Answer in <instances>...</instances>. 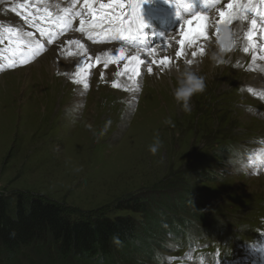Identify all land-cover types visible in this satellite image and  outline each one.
I'll list each match as a JSON object with an SVG mask.
<instances>
[{
  "label": "rangeland",
  "instance_id": "374dc122",
  "mask_svg": "<svg viewBox=\"0 0 264 264\" xmlns=\"http://www.w3.org/2000/svg\"><path fill=\"white\" fill-rule=\"evenodd\" d=\"M13 1L0 0V49L21 52L29 42L24 29H39L33 23L24 25L23 18L30 19L29 8L19 10L15 6L19 1ZM120 5L123 13L124 6ZM126 20L139 23L129 7ZM169 44L168 41L166 45ZM211 46L209 43L201 46L202 52L197 47L191 63L174 55L171 61L197 77L210 68L215 74L227 71L237 76L204 83V90L188 99L187 110L175 98L173 85L177 89L181 87L179 76L167 78L168 93L155 95L149 91L152 83L146 82L151 77L147 71L149 67L155 69L157 63H144L138 71L135 69L138 82L134 91L123 84L128 70L124 76H99L96 73L99 68L116 65L110 59L117 56L115 52L109 57L112 62L102 59L86 76V83H77L76 88L69 80L73 71L56 69L52 76L56 80L65 79L67 88L59 84L54 93L44 90L41 98L38 89L24 92L26 87L34 89L33 83L18 84L16 79L23 81L30 75H33L30 79L36 78L31 67L53 48L24 69L0 75V201H9L14 208L19 195L27 200L40 197L78 214L91 216L102 211L106 218L131 216L141 224L142 214L112 208L130 195L149 197V212L157 219L155 239L148 247L139 246L136 249L139 255L126 256L129 261L113 253L111 264H237L249 253L245 247L247 240L238 235L241 226L242 230L254 228L264 235V220H261L264 177L240 181L229 174V166L225 167L221 156L213 153V140L218 138L221 142L219 150L234 144L235 150L240 151L249 140L264 136V92H255L249 84L252 76L234 61L219 56ZM177 48L171 45L169 52ZM49 79L45 74L44 80L49 83ZM167 96L175 102L172 113L179 117L168 123L164 117L169 111L162 110V99ZM127 104L135 108L127 109ZM151 119L156 123L152 129L147 125ZM158 192L174 201L171 209L160 204L156 209ZM184 197L187 205L194 200H206L210 204L201 209V214L193 213L179 206L176 199ZM253 210L256 215H251ZM221 214H229L233 223L226 224L223 220L224 225L217 226L215 219ZM195 227L199 230L192 233ZM250 238L255 246L257 238ZM11 260L12 264H51L44 253L35 254L32 248L24 249ZM4 262L0 260V264ZM249 262V259L245 261ZM102 263L107 264L106 259Z\"/></svg>",
  "mask_w": 264,
  "mask_h": 264
},
{
  "label": "trees",
  "instance_id": "16d2710c",
  "mask_svg": "<svg viewBox=\"0 0 264 264\" xmlns=\"http://www.w3.org/2000/svg\"><path fill=\"white\" fill-rule=\"evenodd\" d=\"M159 194L156 209L157 204L171 209L174 201L163 197V192ZM187 198L175 199L183 210L193 213L201 214V209L210 204L194 200L187 205ZM27 199L17 196L14 208L9 201H0V260H5L4 264H12L11 259L26 248L44 253L51 264H103V259L111 264L113 253L126 262V256L139 255L136 249L148 247L155 239L157 219L149 212V197L130 195L112 208L142 214L141 224L131 216L109 219L102 211L90 216L71 208L65 210L40 197Z\"/></svg>",
  "mask_w": 264,
  "mask_h": 264
},
{
  "label": "bare ground",
  "instance_id": "6f19581e",
  "mask_svg": "<svg viewBox=\"0 0 264 264\" xmlns=\"http://www.w3.org/2000/svg\"><path fill=\"white\" fill-rule=\"evenodd\" d=\"M7 1V0H6ZM162 3H165V0H160ZM14 2V1H13ZM11 5V4H10ZM1 7V6H0ZM170 11L169 10H165L162 11V14L159 16V19H162L165 15H167ZM3 13V12H2ZM1 13V15H2ZM2 18V17H1ZM186 23H190L193 26H198L197 21L194 19V17L191 18H187L184 20V23H182L180 25L179 28H176L172 33H174L175 35H178L180 38L181 37V32L183 31V27L186 28ZM231 27H227V28H220L219 25H216L214 27V31L216 32L217 36L216 39L219 40L221 35H224L225 38H227V30H230ZM23 30V29H22ZM73 31L75 33H77L75 31V29H73ZM21 32V31H20ZM172 33L167 35L166 32L162 29L158 35L157 38L153 39L152 42L146 46V50L144 51L143 48L141 50H133L132 52H129L127 49L123 48V46L119 45V46H115L116 48H107L109 49V51L118 53L122 52L123 53V59H120L122 63L120 64H116L113 65L111 67H108L107 69H102L99 68L98 71L96 72L99 76L101 77H115V76H124V74L126 73V71L128 70V75L127 77L129 78H134L135 75L132 73V71H135V68L133 69L132 67V63L135 62V60H132L131 58L133 56H136L139 58V60L141 59H146L147 57H150V60L152 61H156L157 59V67L154 69H152V72L147 71L151 77L147 78L146 82H148L149 84L152 83L150 87H148L149 91L155 95L161 93V92H165L168 93V87H167V78L173 76H179V84L180 86L183 85V83L185 82L186 78L191 74V73H185L184 72V68L178 66L176 63L171 61V56L174 55L177 58L183 57L184 59L187 58L189 59L188 54L192 53V50L197 49V47L204 46L207 45V43L209 41H213L215 42V44L218 46L217 42L215 40H212L210 36H206V38L204 40L201 41H195L193 43H189L185 46V48L183 49H179L178 52H181L182 55L177 56L175 54V52L170 53L169 52V45H166V43L168 41H170V37H172ZM183 33L185 34V32L183 31ZM78 34V33H77ZM79 35V34H78ZM78 35H68V37L64 38L63 40H61L59 42V44H57L56 48L51 49L48 53H46L43 57H41L40 59H38V61H36L33 65V70L36 72V78H32L30 75L28 76V79L25 78L23 81L20 79H16L17 81L19 80L18 84L20 82H22L23 84H31L34 86V89H30V88H25L24 92H32V91H38L41 92V95L38 96V98H41L43 96V91L46 89L51 90L52 93H54V91H56V88L59 84L63 85L64 88H67V84L64 83L65 79L61 81L60 80H56L54 79V77L52 76V74L54 72H56V69H58V72H65L66 71H76L77 68L79 69V71H88L90 70V65L92 62H95L99 59H105L108 60L110 62V59L108 55H106V52L104 51V55L101 54V51H103V48H96V47H92L90 46L87 42H83V39L78 36ZM140 36H143V40H148V38L146 37V33L142 32L140 34ZM160 37V38H159ZM180 40V39H179ZM179 40H177L179 42ZM67 41H75L74 43H67ZM164 41V47L161 48L160 43H163ZM63 44V48H61L60 46ZM155 45V46H153ZM173 45V44H172ZM153 46V47H151ZM181 46V45H180ZM83 47V50H81V48ZM149 47V48H148ZM151 47V48H150ZM212 47V46H211ZM176 48V47H175ZM198 48V49H200ZM103 49V50H102ZM176 51V50H174ZM213 51V50H212ZM211 51V52H212ZM72 52H76L77 53V57H73L72 55H69V53L72 54ZM196 52V51H195ZM194 55V53H193ZM196 55V54H195ZM214 55V54H213ZM173 56V57H174ZM210 57V56H209ZM176 58V59H177ZM163 59H167L168 60V64L167 65H160L158 62L160 60ZM173 59V58H172ZM175 61V60H174ZM194 61V59H193ZM207 61V60H206ZM208 62H212V60H209ZM191 63V62H190ZM87 64V65H86ZM125 64L128 65V69H125ZM86 65V66H85ZM206 63H203V66H205ZM233 65V64H232ZM168 66L171 68L172 71H170V69L168 68ZM207 66V65H206ZM215 66V65H214ZM102 67V66H100ZM197 67V66H196ZM98 68V67H97ZM208 68V67H207ZM237 68V67H236ZM211 69V68H210ZM208 69L207 72L202 76H198L199 78H201L203 80L204 83H215L217 82H222L224 80H230L231 77H236L237 73H230V72H220L218 74L212 73L210 72ZM202 70V69H201ZM96 71V70H95ZM138 71V70H136ZM233 71V70H232ZM145 72V71H144ZM187 72V71H186ZM33 73V72H32ZM140 73V72H139ZM143 73V72H142ZM46 74L49 75L51 77V80L49 83H47L44 80V75ZM126 75V74H125ZM240 75V74H239ZM97 76V75H95ZM67 77V76H66ZM65 77V78H66ZM240 77V76H239ZM249 78V77H248ZM46 79V78H45ZM87 79V78H86ZM98 79V78H97ZM104 79V78H103ZM123 79V78H122ZM169 79V78H168ZM247 79V78H246ZM106 80V79H105ZM109 80V79H108ZM100 81V80H99ZM113 81V79H112ZM241 81V80H240ZM250 81V80H249ZM251 81H259V82H263V79L260 77H251ZM2 82V81H1ZM9 83V82H8ZM7 83V84H8ZM13 83V81H12ZM16 83V82H14ZM147 83V84H148ZM233 84V83H232ZM46 85H48L47 87H45ZM51 86V87H49ZM220 86V85H219ZM44 87V88H43ZM173 87L175 88V90H177V87L173 85ZM179 88V87H178ZM58 89V88H57ZM62 89V88H61ZM79 90V89H78ZM87 90V89H86ZM99 90V89H98ZM145 90V89H144ZM65 91V90H64ZM83 91V90H82ZM57 92H59L57 90ZM69 92V91H68ZM113 92V91H112ZM131 92V91H130ZM145 92V91H142ZM148 92V91H146ZM158 92V93H157ZM176 92V91H175ZM61 93V92H60ZM96 93V92H95ZM117 94V93H116ZM132 94V93H131ZM135 94V93H134ZM197 94V93H196ZM62 95V93H61ZM146 95V94H145ZM204 95V94H203ZM218 95V94H217ZM64 96V95H63ZM68 96V95H67ZM107 96V95H106ZM142 96V95H141ZM196 96V95H195ZM210 96V95H209ZM62 98V97H61ZM105 98V97H104ZM132 98V97H131ZM191 98V97H190ZM189 98V99H190ZM36 99V98H35ZM68 99V98H67ZM112 99V98H111ZM90 100V99H89ZM163 100V104H162V110H166L169 111L168 115H165V120L166 122H174L177 121L179 119V117L176 115H174L172 113V107L175 104V102H172L168 96ZM175 101V100H174ZM153 103V102H152ZM183 102H181L180 104H182ZM211 103V102H210ZM116 104V103H115ZM156 104V103H155ZM179 104V105H180ZM197 104V103H196ZM208 104V103H207ZM239 104V103H238ZM157 105V104H156ZM149 106V105H148ZM234 106V105H233ZM165 107V109H164ZM146 108V107H145ZM152 108V106L150 107ZM181 112H184V108H181ZM199 110V109H198ZM223 111V110H222ZM157 114V113H156ZM165 114V113H164ZM193 116V115H192ZM226 116V115H225ZM161 118V117H160ZM187 118V117H186ZM224 118V117H223ZM190 119V118H189ZM155 119H151L149 120V123L147 124L149 126V128H153V125H155L156 123H154ZM232 121V120H231ZM192 122V121H191ZM222 123V122H221ZM177 124V123H176ZM179 125V124H178ZM157 132V131H156ZM151 135V134H150ZM149 135V137H151ZM156 135V134H154ZM202 137V136H201ZM149 143V142H148ZM164 147V146H163ZM174 148V147H173ZM163 149V148H162ZM173 157V156H172ZM256 183H258L256 181Z\"/></svg>",
  "mask_w": 264,
  "mask_h": 264
},
{
  "label": "snow or ice",
  "instance_id": "6c2138e0",
  "mask_svg": "<svg viewBox=\"0 0 264 264\" xmlns=\"http://www.w3.org/2000/svg\"><path fill=\"white\" fill-rule=\"evenodd\" d=\"M237 2H238V0H230V2L227 5L228 11H220L219 16L221 18V22H224L229 17V15L231 13V10L233 9L234 4L237 3ZM249 3H251V0H249ZM113 5H116L117 8L121 7V5L119 4V0H109V5H107V6L102 5V8H107V11L103 12V14H96V13L93 14V16H92L93 26H96V22L97 21L107 22V21L110 20L111 16L116 15V10L113 9V7H112ZM262 14H264V13H262ZM49 15H51V14L49 13ZM194 19L197 20V21H206L208 18L205 15H203V14H198V15H196L194 17ZM80 23L83 25L84 21L81 20ZM252 23H253V26H254L255 25V21H253ZM196 35H201V36H205L206 35V33H205V25L204 24H201L199 26V28L197 29ZM181 37L182 38L179 40V44L181 46H183L186 43L185 38H183L184 37L183 31L181 32ZM247 38L249 40H251L252 39V34L248 33ZM192 39L194 40L195 37L193 36ZM74 42L75 41H67V43H69V44L74 43ZM188 42L191 43L192 41H188ZM160 46H161V48L164 47V41H163V43H160ZM60 47L63 48V44ZM69 55H71V53H69ZM176 55L180 56V55H182V53L181 52H177ZM110 59L113 60V61L118 60V59H123V53L119 52L116 57H112ZM131 59L135 60L137 62V65H139L141 63L139 58L136 57V56H133ZM97 63H99L98 60H97ZM153 63H157V62L153 61ZM158 63L160 65H167L168 64V60L167 59H163V60H160ZM105 67H106V65H105ZM124 67H125L126 70L128 69V65L127 64H125ZM148 71L152 72L151 67L148 68Z\"/></svg>",
  "mask_w": 264,
  "mask_h": 264
},
{
  "label": "clouds",
  "instance_id": "9594fccd",
  "mask_svg": "<svg viewBox=\"0 0 264 264\" xmlns=\"http://www.w3.org/2000/svg\"><path fill=\"white\" fill-rule=\"evenodd\" d=\"M204 82L201 78L190 74L183 85L179 87L175 92V98L178 102H183L185 110L188 109V99L196 92H202L204 90Z\"/></svg>",
  "mask_w": 264,
  "mask_h": 264
}]
</instances>
